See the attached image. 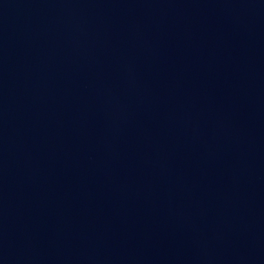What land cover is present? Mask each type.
Here are the masks:
<instances>
[{"label": "water", "instance_id": "1", "mask_svg": "<svg viewBox=\"0 0 264 264\" xmlns=\"http://www.w3.org/2000/svg\"><path fill=\"white\" fill-rule=\"evenodd\" d=\"M0 264H264V0H0Z\"/></svg>", "mask_w": 264, "mask_h": 264}]
</instances>
